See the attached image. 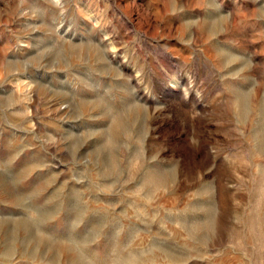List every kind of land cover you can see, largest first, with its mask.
<instances>
[{
    "label": "rangeland",
    "instance_id": "obj_1",
    "mask_svg": "<svg viewBox=\"0 0 264 264\" xmlns=\"http://www.w3.org/2000/svg\"><path fill=\"white\" fill-rule=\"evenodd\" d=\"M0 264H264V0H0Z\"/></svg>",
    "mask_w": 264,
    "mask_h": 264
}]
</instances>
